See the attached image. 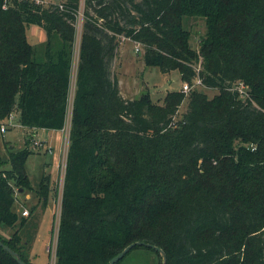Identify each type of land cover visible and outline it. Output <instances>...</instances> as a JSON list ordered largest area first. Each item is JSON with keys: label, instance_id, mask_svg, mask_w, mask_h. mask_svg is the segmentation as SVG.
<instances>
[{"label": "trees", "instance_id": "obj_1", "mask_svg": "<svg viewBox=\"0 0 264 264\" xmlns=\"http://www.w3.org/2000/svg\"><path fill=\"white\" fill-rule=\"evenodd\" d=\"M79 10L80 0H0V123L17 113L26 128L65 127ZM186 17L206 21L198 49ZM32 25L46 34L41 56ZM120 36L141 46L146 66L219 93L124 98L110 70ZM5 146L0 228H19L0 240L33 264L20 234L28 219L14 208V187L32 189L30 151ZM49 193L44 176L37 194L46 204ZM139 241L167 264H264V0H85L55 264H109ZM133 252L162 264L146 246L117 264ZM0 264L19 263L0 246Z\"/></svg>", "mask_w": 264, "mask_h": 264}, {"label": "rangeland", "instance_id": "obj_2", "mask_svg": "<svg viewBox=\"0 0 264 264\" xmlns=\"http://www.w3.org/2000/svg\"><path fill=\"white\" fill-rule=\"evenodd\" d=\"M64 0H49L45 7H50L52 4H61ZM84 9L85 0H80V10L78 13L74 47L71 56V88L68 101L67 121L63 130L54 129H36V132L25 128L19 122V114L14 113V120L11 122L6 120V131H0V154L4 158H8V152L5 145L13 146L15 151L28 149L30 154L26 160L25 168L30 179L31 191L25 190L20 192L19 188L14 187V194L17 198L15 209L19 211L20 217L22 205L19 203L20 196H25L27 193L33 192L35 197L33 201H29L27 206L30 208L39 205L40 207L35 212L37 217L34 224H27L24 226L20 234L23 240H28L30 244L23 246L24 255L32 262L37 261V264H55L56 250H57V236L62 207L63 184L66 169V148L68 149L69 142V126L72 120V105L73 97L76 87V74L79 64L81 41L84 27ZM184 27L191 31L190 45L194 49L199 48L201 39L206 35L207 27L204 18L200 17H186L184 18ZM27 39L29 43L37 50V55L41 56L45 46V32L37 26H30L27 28ZM121 44L119 45L116 56L111 62L110 70L113 77L119 81V88L121 94L126 99L140 98L144 95L150 96L153 102L162 103L166 94L169 91H182L184 81L181 79V74L178 70H173L168 73L162 72L158 67L146 66L143 61V53L140 45L134 42L119 37ZM197 70L201 69V62L197 65ZM239 85V84H238ZM191 90L186 93L190 95L193 91L204 92L209 98L214 97L219 93L217 89L206 88L203 84H195V80L190 84ZM244 90L243 99L248 97L247 88L241 87ZM188 107V98L182 103L175 120H180ZM12 123V125L10 124ZM1 125V124H0ZM67 127V128H66ZM35 141L45 142L43 147L35 145ZM46 143V142H45ZM50 146V150H47ZM9 166V165H7ZM44 176L53 179V188L50 185L49 193V207L53 204L55 208L56 217L49 214L48 218L44 216L46 210L43 199L37 194L40 188V182ZM62 188V189H61ZM51 197V198H50ZM19 200V201H18ZM49 210V209H48ZM47 210V211H48ZM50 212V210H49ZM48 212V213H49ZM53 225V227H52ZM19 228L2 225L0 228V236L8 239L12 236L15 230ZM52 228V229H51ZM51 231V232H50ZM27 238V239H26ZM49 248L48 252L46 248ZM53 249V253L51 252ZM33 250V252H32ZM162 261V258H161ZM160 258L157 254L152 252H133L123 264H159Z\"/></svg>", "mask_w": 264, "mask_h": 264}, {"label": "crops", "instance_id": "obj_3", "mask_svg": "<svg viewBox=\"0 0 264 264\" xmlns=\"http://www.w3.org/2000/svg\"><path fill=\"white\" fill-rule=\"evenodd\" d=\"M44 41H46V34H45V40ZM26 128V127H25ZM67 128V127H66ZM64 129V128H63ZM62 129V130H63ZM70 129H71V125L69 126V131H68V133L70 134ZM29 130H33V132H36L37 130L36 129H32V128H29ZM39 130V129H38ZM46 142V143H45ZM45 142H42L43 143V145L44 144H48V141H45ZM68 148H69V142H68ZM47 150H50V146L48 147V149ZM67 153H68V149L66 148V155H67ZM65 178V177H64ZM53 184H54V181H53V179L52 180H50V185H51V188H53L52 186H53ZM64 185V184H63ZM62 189V188H61ZM20 192L21 193H23L24 191L23 190H20ZM34 197H35V195H34V193L33 192H30V193H27L25 196H20V198L21 199H19L20 200V204L22 205V202L23 201H25V204H23L22 206V211L24 210V209H30L28 206H27V204H28V202L30 201H33L34 200ZM51 198V197H50ZM18 200V201H19ZM41 201V200H40ZM39 201V205H37V206H33L32 207V212H31V214L28 216V217H26L27 219H28V221H27V224H34L35 222H36V219H37V217H36V215H35V212L37 211V209L40 207V204H41V202ZM50 202H49V198H48V200H47V202H46V204H45V207H46V210L44 211V216H46V218H48V216H49V214L50 215H52V217H53V219H54V217H56V214L57 213H55V208H54V205L52 204L50 207H49V204ZM50 210V212H49V210ZM48 210V211H47ZM17 211V210H16ZM22 211H21V214H22ZM17 212H19V211H17ZM49 212V213H48ZM52 227H53V225H52ZM52 229V228H51ZM51 232V231H50ZM27 239V238H26ZM27 241V240H26ZM48 250H49V248L47 247L46 248V251L48 252ZM32 252H33V250H32ZM52 253H53V249H52V251H51ZM32 263L33 264H37V261H33L32 260Z\"/></svg>", "mask_w": 264, "mask_h": 264}, {"label": "water", "instance_id": "obj_4", "mask_svg": "<svg viewBox=\"0 0 264 264\" xmlns=\"http://www.w3.org/2000/svg\"><path fill=\"white\" fill-rule=\"evenodd\" d=\"M21 190H23V189H21ZM0 246L4 250L9 252L13 257H15L19 264H27L16 251H14L9 245L5 244L1 240H0ZM136 246H146V247H149V248H152V249L156 250L161 255L162 264H167L166 253L164 252L163 249H161L160 247H158L156 245H153V244H150V243H146V242H141V241L132 243L129 246H127L123 251H121L119 254L114 256L110 260L109 264H117L119 261H121Z\"/></svg>", "mask_w": 264, "mask_h": 264}, {"label": "built area", "instance_id": "obj_5", "mask_svg": "<svg viewBox=\"0 0 264 264\" xmlns=\"http://www.w3.org/2000/svg\"><path fill=\"white\" fill-rule=\"evenodd\" d=\"M29 1L34 2L37 5H43V6H45V5H47L49 3V0H29ZM52 5H54V4H52ZM4 8H6V7H4ZM194 80H195V84H200V85L202 84V80L200 79L199 76H197ZM241 87H243V88H247V87L245 85H243L242 83H239V85L237 86L236 89H238L239 93L241 95H243L244 90H240ZM191 88L192 87L190 86L189 83H184L182 91L185 92V93H188L191 90ZM12 120H14L13 114L10 116L8 122L9 121L11 122ZM0 124H1L0 125V131L1 132H5L7 130L6 129V125L4 123H0ZM10 124L12 125V123H10ZM35 145H38V146H41V147L44 146L42 142H38V141H35ZM22 215L25 216V217L29 216L30 215L29 210L28 209H24L22 211Z\"/></svg>", "mask_w": 264, "mask_h": 264}]
</instances>
